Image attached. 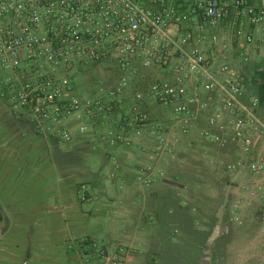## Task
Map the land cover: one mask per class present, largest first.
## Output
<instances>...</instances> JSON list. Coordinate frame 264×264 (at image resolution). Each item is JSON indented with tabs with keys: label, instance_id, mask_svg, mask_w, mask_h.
<instances>
[{
	"label": "crops",
	"instance_id": "crops-1",
	"mask_svg": "<svg viewBox=\"0 0 264 264\" xmlns=\"http://www.w3.org/2000/svg\"><path fill=\"white\" fill-rule=\"evenodd\" d=\"M246 1L264 8V0ZM236 28L231 12L220 22V43L211 45L208 31L202 49L216 75L222 65L238 72L242 98L258 100L264 122V50L255 35L241 43ZM244 30L252 32L250 26ZM25 68L7 75L22 81ZM169 75L149 70L143 80L148 86ZM145 107L174 141L170 152L153 160L151 143L110 145L100 140L107 128L76 115L62 122L71 136L65 143L49 124L37 125L28 109L12 107L0 88V264L77 262L75 241L81 237L121 246L123 264H264V203L256 190H264L261 176L247 165L227 168L238 158L248 164L264 157V141L248 156L240 143L221 147L201 136L203 130L220 135L205 115L183 134L170 108L152 99ZM82 123L88 125L84 134L78 132ZM148 164L152 180L143 186L139 169Z\"/></svg>",
	"mask_w": 264,
	"mask_h": 264
},
{
	"label": "built area",
	"instance_id": "built-area-1",
	"mask_svg": "<svg viewBox=\"0 0 264 264\" xmlns=\"http://www.w3.org/2000/svg\"><path fill=\"white\" fill-rule=\"evenodd\" d=\"M231 12L237 20L234 36L247 45L255 35L264 50V8L246 0H0L2 94L12 107L28 109L37 125L49 124L65 143L71 136L62 130V122L76 115L89 125L109 129L100 140L110 145L151 143L152 160L170 152L174 141L167 140L165 125L147 114L145 102L152 99L170 108L179 132L187 133L207 114L208 127L220 135L206 130L200 135L221 147L240 143L248 155L264 141V122L255 112L258 100L243 102L238 72L222 65L216 75L201 45L208 31L211 45L220 43V22ZM245 26L252 32H245ZM22 67L28 70L24 80L7 75ZM149 70L170 75L153 79L146 92L133 94L127 114L110 119L125 108L131 83L143 80ZM81 79L90 90L79 88ZM87 129L83 123L78 126L80 134ZM246 165L264 185L262 156L248 164L238 158L227 168ZM139 171V182L148 186L153 165ZM80 188L81 199L87 200L84 186ZM256 190L264 203L262 186ZM75 245L78 261L70 264H123L124 249L119 245L86 237ZM85 246L93 253L85 252Z\"/></svg>",
	"mask_w": 264,
	"mask_h": 264
},
{
	"label": "trees",
	"instance_id": "trees-1",
	"mask_svg": "<svg viewBox=\"0 0 264 264\" xmlns=\"http://www.w3.org/2000/svg\"><path fill=\"white\" fill-rule=\"evenodd\" d=\"M138 82H132L131 83V85H130V89H135L137 86H139V85H142L141 83L143 82V86H144V88H142V89H137V90H134V92H132L131 91V93H129V96L127 97V100H124L123 101V104L125 105V108L124 109H118L117 111H115L113 114H111L110 115V119H112L113 121H116L117 119H118V117L119 116H121V115H125V114H127V112H128V108H127V106H129V103H130V99L132 98V96H133V94L134 93H136V92H146V88H147V80H142V81H140V80H137ZM242 100L246 103V101L242 98ZM255 112H256V114H257V116H259L260 115V112H259V105L257 106V108L255 109ZM130 113V112H129ZM147 114H148V116H149V118L151 119V120H154V119H152L151 118V116L149 115V112L147 111ZM207 114H205V116H206ZM260 117V116H259ZM85 118V117H84ZM86 119V118H85ZM262 119V118H261ZM86 121L89 123V124H92L90 121H88L87 119H86ZM157 121H159V120H157ZM91 126H93V127H101L99 124H97V125H91ZM102 128H106V127H102ZM107 130H109V129H107ZM104 133V132H103ZM102 134V133H101ZM100 134V135H101ZM251 153H253V152H251ZM250 153V154H251ZM250 154H248V156L250 155ZM84 251L85 252H88V253H93V251L89 248V247H84Z\"/></svg>",
	"mask_w": 264,
	"mask_h": 264
},
{
	"label": "rangeland",
	"instance_id": "rangeland-1",
	"mask_svg": "<svg viewBox=\"0 0 264 264\" xmlns=\"http://www.w3.org/2000/svg\"><path fill=\"white\" fill-rule=\"evenodd\" d=\"M81 81H83V80L81 79V80L79 81V83H81ZM84 83H85V82L83 81V84H80V85H79V88H80V89L84 88Z\"/></svg>",
	"mask_w": 264,
	"mask_h": 264
}]
</instances>
